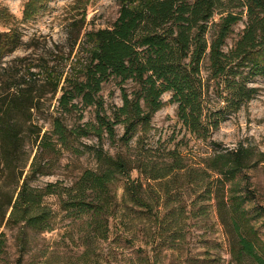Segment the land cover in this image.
I'll return each mask as SVG.
<instances>
[{"label": "trees", "instance_id": "obj_1", "mask_svg": "<svg viewBox=\"0 0 264 264\" xmlns=\"http://www.w3.org/2000/svg\"><path fill=\"white\" fill-rule=\"evenodd\" d=\"M84 22L69 25L65 45L54 44L43 54L30 46L27 56L5 68L0 64V194L7 178L16 181L0 201V228L18 231L22 252L29 244L26 231L53 230L56 213L45 199L54 197L66 218L88 217L85 254L95 255L96 248L87 251L107 239L113 184L122 182L124 202L156 220L159 205L153 213L147 191L155 192L157 203L197 189L191 204L214 203L230 264H264V241L246 206L251 186L242 175L257 167L264 174V153L241 144L205 157L192 147L185 154L154 141L152 126L166 106L163 96L170 94L186 133L218 145L214 133L253 99L252 79H264V0H119L109 27L84 30ZM21 43L15 31L1 33L0 61ZM107 84L119 92L120 104L102 95ZM113 96L111 91L108 98ZM87 109L93 110L90 120ZM47 120L50 129L44 131L40 122ZM24 133L37 152L19 184L23 170L16 160ZM90 138L96 143L84 142ZM66 152L91 153L95 169L83 170L69 185H30L50 175ZM4 247L2 232L0 256ZM15 264H23L22 254Z\"/></svg>", "mask_w": 264, "mask_h": 264}, {"label": "rangeland", "instance_id": "obj_2", "mask_svg": "<svg viewBox=\"0 0 264 264\" xmlns=\"http://www.w3.org/2000/svg\"><path fill=\"white\" fill-rule=\"evenodd\" d=\"M119 0H0V34L15 31L20 34L22 43L15 52L2 56V68L18 58L27 56L35 46L40 53L54 44H66L69 25L85 18L84 30L109 27L117 18ZM242 25L236 28V33ZM251 87L257 93L240 112L221 124L212 140L218 145L200 143L186 133L176 115V105L170 103L171 95L165 94L166 106L152 119L155 129L153 140L161 139L168 148L177 147L188 153L191 147L203 157L219 150H233L239 145L252 146L264 153V79L254 78ZM114 91L110 99L109 93ZM102 95L108 103L120 104L119 92L113 84L104 86ZM50 97V95H48ZM56 100L50 104L51 110ZM45 109L49 103L45 105ZM44 116H47L46 114ZM85 120L93 118V110L87 109ZM73 117L71 120H75ZM44 131L50 129V121L40 122ZM122 130L118 129V134ZM185 138V140H183ZM89 145L96 143L94 138L86 139ZM189 144L190 147H186ZM111 153L115 148L105 143ZM37 152L33 138L23 134L22 149L16 163L23 170L25 178L33 157ZM95 169L93 155L86 152L75 157L66 152L51 169L50 175L37 176L30 181L33 187H43L48 183L69 185L83 170ZM250 182L252 193L246 206L254 217L255 228L264 241V174L260 167L242 174ZM137 176L136 172L131 174ZM5 189L0 201L7 192H12L16 181L5 180ZM113 200L110 204L107 239L98 240L85 254L89 239L88 217L73 221L59 211L54 197L46 198L45 203L56 213L51 232L34 233L26 231L29 244L22 252L15 240L18 231L0 228L5 234V247L0 256V264H15L22 254L23 264H230L231 257L227 240L213 202H195V192L187 190L170 200L160 199L156 203L155 192L147 191L145 199L159 211V219L124 202V185L118 182L111 186ZM157 193V192H156ZM198 194V193H197ZM103 231V230H102ZM97 256V258H96Z\"/></svg>", "mask_w": 264, "mask_h": 264}]
</instances>
